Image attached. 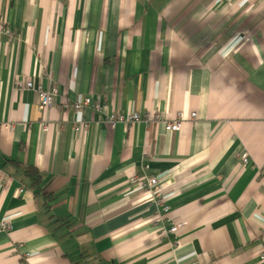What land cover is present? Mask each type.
Instances as JSON below:
<instances>
[{
    "label": "crops",
    "instance_id": "1",
    "mask_svg": "<svg viewBox=\"0 0 264 264\" xmlns=\"http://www.w3.org/2000/svg\"><path fill=\"white\" fill-rule=\"evenodd\" d=\"M0 23V264H264V0H0Z\"/></svg>",
    "mask_w": 264,
    "mask_h": 264
},
{
    "label": "built area",
    "instance_id": "2",
    "mask_svg": "<svg viewBox=\"0 0 264 264\" xmlns=\"http://www.w3.org/2000/svg\"><path fill=\"white\" fill-rule=\"evenodd\" d=\"M0 25V31L4 33L6 36H8L10 39H13L15 37V31L11 29L10 27H5ZM21 88H27V89H33L36 91L39 97V106L40 110H44L46 108H49L53 105L54 99L58 93V89H54L51 91L46 90L42 85L34 84L32 81H27L26 83L22 84L19 83ZM73 108L76 113H82L84 114L87 109H94V110H101L102 106L99 102H93V100L90 97H85L84 99L80 101H75L73 104ZM163 119V116L159 112H148L145 115H142L138 112H132V113H113L109 115L108 121L109 123L115 124L117 121H120L121 123L125 124H132V123H140L145 122L150 127L156 123L161 122L164 124V128L168 132H178L180 131L182 127V121L181 120H175L171 122H166ZM89 123L87 120L81 118L79 121L75 123V131L79 132L83 129H88ZM45 131H47L48 126H44ZM249 163V159L247 157L242 158V166H246ZM149 169V165L147 167ZM131 183L141 186V188H144L150 195V200L156 202L159 206H161L165 211H169V199L170 196L168 193H164L163 190H161V187L159 185V180L156 177H151L148 174H142V175H134L131 177ZM179 224L174 225L171 227L170 232L175 233L179 229ZM2 228L9 229L11 228V224L9 222L3 221ZM216 264V263H212Z\"/></svg>",
    "mask_w": 264,
    "mask_h": 264
},
{
    "label": "trees",
    "instance_id": "3",
    "mask_svg": "<svg viewBox=\"0 0 264 264\" xmlns=\"http://www.w3.org/2000/svg\"><path fill=\"white\" fill-rule=\"evenodd\" d=\"M18 168L23 172L24 175L29 177L33 187L37 194H42L45 197L47 203H51L55 200V197L47 191V188L42 186V173L34 166H23L18 164ZM103 261V260H102Z\"/></svg>",
    "mask_w": 264,
    "mask_h": 264
},
{
    "label": "rangeland",
    "instance_id": "4",
    "mask_svg": "<svg viewBox=\"0 0 264 264\" xmlns=\"http://www.w3.org/2000/svg\"><path fill=\"white\" fill-rule=\"evenodd\" d=\"M1 24V23H0ZM3 26H5V27H9L8 25H6L5 23L4 24H2ZM1 26V25H0ZM0 33H2L1 31H0ZM3 35H5L4 33H2ZM8 37V36H7ZM119 123H121L120 121H117L115 124H113V123H110V125L112 126V127H115L116 125H118ZM261 258L262 259H264V253H262L261 254Z\"/></svg>",
    "mask_w": 264,
    "mask_h": 264
},
{
    "label": "bare ground",
    "instance_id": "5",
    "mask_svg": "<svg viewBox=\"0 0 264 264\" xmlns=\"http://www.w3.org/2000/svg\"><path fill=\"white\" fill-rule=\"evenodd\" d=\"M191 116L195 119L197 115H196L195 113H193ZM179 120L182 121V126H183V120H184V117L182 116ZM181 128H182V127H181Z\"/></svg>",
    "mask_w": 264,
    "mask_h": 264
}]
</instances>
